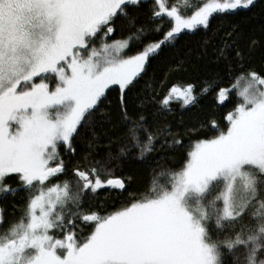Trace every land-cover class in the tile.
<instances>
[{
    "label": "snow or ice",
    "instance_id": "snow-or-ice-1",
    "mask_svg": "<svg viewBox=\"0 0 264 264\" xmlns=\"http://www.w3.org/2000/svg\"><path fill=\"white\" fill-rule=\"evenodd\" d=\"M257 7L0 0V264H264Z\"/></svg>",
    "mask_w": 264,
    "mask_h": 264
},
{
    "label": "trees",
    "instance_id": "trees-1",
    "mask_svg": "<svg viewBox=\"0 0 264 264\" xmlns=\"http://www.w3.org/2000/svg\"><path fill=\"white\" fill-rule=\"evenodd\" d=\"M174 2H175V3H176L181 9H184L185 7H191V6H193V5H196V4L201 3V0H174ZM257 3H258V7H257L255 13L253 14V15H254V26H255V27H258L261 23H264V17H262V9H261V7L259 6L260 4L264 3V0H257ZM216 23H220V22L217 21ZM184 43H187V42H184ZM192 58H193V60L196 59V54H195V53H193ZM254 64H255L256 67H259V66L261 65V57H260V53H257V54H256V57H255V59H254ZM159 74H160V73H158V75H159ZM181 78L188 79V78H190V77H188V76H186V75H183L182 77H181V76H175V77H173L174 80H175V79H181ZM225 86H227V85H225ZM115 95H116V94L113 93V96H112L113 99H115ZM210 100H211V97H210V96H209V97H205L204 99L201 100V104H202V105H207V104L210 102ZM231 107H232V105L229 104V105L227 106V109H225V110H230ZM197 112H198V109H193V110L190 111V112H189V111H185V112L183 113V116H184L185 121H189V122H190V121L194 120V119H195V116H196V114H197ZM180 114H181V113L178 111V112H177V118L179 117ZM170 119H172V118L170 117ZM172 122H173V125H175L176 120H175V119H172Z\"/></svg>",
    "mask_w": 264,
    "mask_h": 264
}]
</instances>
